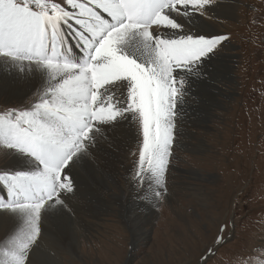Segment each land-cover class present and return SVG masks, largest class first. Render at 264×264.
Here are the masks:
<instances>
[{"label": "snow or ice", "instance_id": "snow-or-ice-1", "mask_svg": "<svg viewBox=\"0 0 264 264\" xmlns=\"http://www.w3.org/2000/svg\"><path fill=\"white\" fill-rule=\"evenodd\" d=\"M224 0H0V75L29 85L0 107V264L36 257L47 218L74 215L76 177L121 125L137 148L127 179L152 209L167 193L177 119L227 34L198 26ZM221 224L199 264L224 246ZM229 264H264V245Z\"/></svg>", "mask_w": 264, "mask_h": 264}, {"label": "rangeland", "instance_id": "rangeland-1", "mask_svg": "<svg viewBox=\"0 0 264 264\" xmlns=\"http://www.w3.org/2000/svg\"><path fill=\"white\" fill-rule=\"evenodd\" d=\"M229 7L231 11H225ZM202 18H209L215 28L207 31L229 36L217 59L222 54L231 56L227 62L232 80L219 84L223 94L217 98L221 103L212 111L215 117H209L206 123L193 124L204 106L201 102L188 99L185 104L184 115L176 122L177 139L182 130L190 129L192 133L183 137V142L176 139L174 143L167 173L168 194L152 209L133 196L127 177L137 148L135 140L123 151L122 162L97 148L92 163L95 168L101 167L103 174L93 171L87 179L81 171V176L77 175L74 215H62L71 223L53 226L58 233L57 239H50L52 251L44 255L51 261L48 264L57 259H62L63 264H199L220 225H228L224 231L228 236L233 221L234 233L208 264H229L233 255L248 254L264 245V0H224ZM10 79L16 80L0 75V82ZM5 88L9 92L0 90V107L13 106L27 98L23 94L11 96L17 90ZM199 92L198 87L192 95L200 99ZM193 102L196 109L199 106L195 111L188 107ZM112 141L115 144L113 138ZM108 172L115 175L122 190L114 187L111 177L106 176ZM112 192L121 195L122 200H110ZM129 207L136 208L129 214H136L137 225L143 231L138 230L137 235L124 219ZM66 224L70 229L82 227L90 231L76 258L68 254L72 239L66 236L71 231L64 230Z\"/></svg>", "mask_w": 264, "mask_h": 264}, {"label": "bare ground", "instance_id": "bare-ground-1", "mask_svg": "<svg viewBox=\"0 0 264 264\" xmlns=\"http://www.w3.org/2000/svg\"><path fill=\"white\" fill-rule=\"evenodd\" d=\"M223 6V5H221ZM226 7H228V5H226ZM220 9V8H219ZM225 11H231V7L229 8H225ZM226 14H229V13H226ZM210 18V17H209ZM209 18H199L198 19V26L199 27H203L205 30H207V28L209 30H212V29H215L213 27V23L212 21L209 19ZM213 18V16H212ZM222 57H220L221 61H219L220 59H215L213 61L214 65L215 63L217 65H215L214 67V71H213V81H214V86L212 87H209L207 85H200L199 88H200V92H199V96L201 97L199 100H198V103L201 102V104H203L204 106L202 108L199 109L197 115V119H196V123H193V124H200V123H206L207 121H209V117H215L214 113L212 112L214 108H216L220 103H221V99L217 98V95H222L223 94V90L221 88V86L219 85L220 83H223L224 81H231L232 80V73L230 72L231 69H230V66L228 65V58L231 57L230 55L228 54H222L221 55ZM232 68V67H231ZM14 87L18 93H10L11 96H15V97H18V96H22L23 95H26V93L28 94L29 93V85L28 84H25L23 83L22 81H18V80H4L2 82H0V90H2L3 88V91L8 93L9 91H7V89L5 87ZM202 91V92H201ZM197 94V93H196ZM196 96V95H195ZM188 103V101H187ZM186 103V104H187ZM194 103V102H193ZM189 105V104H188ZM202 106V105H201ZM188 107H191L194 109H196V104H192L191 103V106L189 105ZM199 108V106H197V109ZM196 109V110H197ZM197 112V111H196ZM193 114V112H192ZM194 116V114H193ZM196 116V115H195ZM181 128V127H180ZM181 131V129H180ZM190 133H192V130L188 129V130H182V136L180 138L177 139V142L181 143L183 142V137H189L191 136ZM181 134V132L179 133ZM134 132L132 130V128H130L128 125H121L119 127V129L116 131L115 135L112 136V138L115 140V144L114 143H111V147L109 148L108 147V143H102L98 149H101V151L105 152L104 154H107V155H112V157H114L118 162H122V158L124 157V154H123V151L125 153V148L128 147V144L130 142H132L134 139ZM185 143V142H184ZM117 150V152H115L113 149ZM128 149V148H127ZM111 157V158H112ZM98 158V156H97ZM101 158V157H100ZM107 158V157H106ZM113 158V160H114ZM103 159V158H102ZM100 160V159H99ZM110 161V160H109ZM115 161V160H114ZM113 161V163H114ZM94 161L93 160H90L89 163L86 165L85 169L82 170L81 172L84 174L82 175V177L84 179H87L91 174L92 172L94 171L96 174L100 173L101 172V167L100 168H95L93 166V163ZM125 162V161H124ZM127 162V161H126ZM99 163V162H98ZM106 164V163H105ZM112 164V163H111ZM114 165V164H113ZM112 165V166H113ZM129 165V163H128ZM120 166V165H119ZM115 167V166H114ZM110 168V167H109ZM117 168V167H116ZM114 169V168H113ZM111 171V170H110ZM103 172V171H102ZM101 172V173H102ZM103 174V173H102ZM109 175H106L109 177H111V180H113L114 182V187L117 186V188H119L120 190H122V186L119 185L118 182H115V179L114 176L115 175H111V172H108ZM117 174V173H116ZM80 175V174H79ZM118 175V174H117ZM81 176V175H80ZM123 177V176H122ZM79 178V177H78ZM81 178V177H80ZM90 178V177H89ZM97 178V177H96ZM82 179V178H81ZM93 179V178H92ZM110 180V179H109ZM121 180V179H120ZM106 181V180H104ZM108 183V182H106ZM123 183V182H122ZM109 184V183H108ZM106 184V188L108 190H110V192L112 191L111 188H110V184L108 185ZM99 185V183H98ZM122 185V184H121ZM124 186V185H123ZM86 187V186H85ZM91 187V186H90ZM101 188V187H99ZM98 189V188H97ZM105 189V188H104ZM89 190V189H88ZM103 190V189H102ZM93 191V190H92ZM97 191V190H96ZM102 192V191H101ZM108 192V191H107ZM123 192V191H122ZM104 193V192H103ZM121 194V193H120ZM97 195V194H95ZM94 195V196H95ZM92 196V195H91ZM93 196V197H94ZM104 196V195H103ZM102 198V196H100ZM107 197V196H106ZM109 198L110 200L114 199H120L122 200V196L119 195V194H116L115 192H112L111 194H109ZM93 198H91L92 200ZM99 199V198H98ZM103 200V198H102ZM76 201V200H75ZM99 202H101L99 200ZM103 202V201H102ZM119 202V201H118ZM91 203V202H90ZM107 203V201H106ZM112 204V202H110ZM116 203V202H115ZM94 204V203H92ZM114 204V203H113ZM139 204V203H138ZM104 205V204H103ZM118 206V205H117ZM102 207V205H101ZM105 207V206H104ZM122 207V206H121ZM113 208V207H112ZM118 208V207H117ZM123 208V207H122ZM125 208V207H124ZM104 209V208H103ZM130 210L127 211L126 215L124 216V219L126 222H128L129 225L132 226L133 228V232H134V235H137V231L139 230L140 232L139 233H142V229L140 228V226L137 225V221H138V218L135 216L136 214L133 213V214H129L133 212L134 209H136L135 207H129ZM90 210V209H89ZM75 211V209H74ZM77 211V210H76ZM80 211V210H79ZM138 211V210H137ZM83 212V211H82ZM90 212V211H89ZM99 212V211H98ZM106 212V211H105ZM119 212V211H118ZM122 212H123V209H122ZM102 213V211L100 212ZM107 213V212H106ZM113 213V212H112ZM149 213V212H148ZM81 214V213H80ZM111 214V213H110ZM147 214V213H146ZM152 214V213H151ZM76 215V214H75ZM85 215V214H84ZM83 215V216H84ZM88 215V214H87ZM90 215V214H89ZM96 215V214H95ZM100 215V214H99ZM121 215V214H120ZM139 216V215H138ZM100 217V216H99ZM122 217V216H121ZM151 217V216H150ZM73 218V217H72ZM82 219V217H81ZM84 220V218H83ZM91 220V219H90ZM98 220V219H97ZM80 221V220H79ZM87 222V220H86ZM140 222V221H139ZM147 222V221H146ZM11 223L10 219L7 217V216H0V229L2 228H6L9 226V224ZM62 225V224H65V223H71L70 220H66V217L64 216H57V217H50L49 219L47 218V220L45 221L44 223V242L48 244V247L45 248L42 244L41 246V249L38 251L37 253V261L38 262H43V264H48V262H51L50 260H48V256L47 257H44V255L46 254V251H52L50 249V244H51V238L52 237H55L54 239H57L56 236H57V233L55 234L54 232V229L56 227L59 228V224ZM73 223V222H72ZM87 224V223H86ZM85 224V225H86ZM98 224V223H97ZM93 225V224H92ZM95 225V224H94ZM100 225V224H99ZM53 226H56L55 228H53ZM79 226V225H78ZM74 227V226H73ZM101 227V226H100ZM57 228V229H58ZM64 230H71L70 233L68 235H66L67 237L71 238L72 239V242L69 243V250H68V254L72 255L73 257H77V255L80 253L78 251V249L80 248V245H82V241L84 238H86V236L89 234V232L87 230H85L84 228L82 229V227H77V229H75L76 227H74L73 229H70V227L66 224L65 227H63ZM99 229V228H98ZM91 230V229H90ZM58 236H61L60 234ZM88 237V236H87ZM59 246H61V243L58 242ZM55 244V243H54ZM63 244V243H62ZM86 245V244H85ZM76 246V247H75ZM62 247H66L65 244L62 245ZM60 251V250H59ZM61 252V251H60ZM63 252V251H62ZM80 255V254H79ZM82 257V256H81ZM56 259V258H55ZM81 260V259H80ZM46 262V263H45ZM52 264H63V261L62 259H57L55 260Z\"/></svg>", "mask_w": 264, "mask_h": 264}]
</instances>
